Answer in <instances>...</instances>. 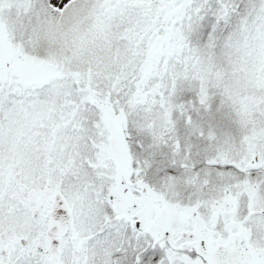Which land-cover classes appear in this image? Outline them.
I'll return each mask as SVG.
<instances>
[{
  "label": "snow or ice",
  "instance_id": "1",
  "mask_svg": "<svg viewBox=\"0 0 264 264\" xmlns=\"http://www.w3.org/2000/svg\"><path fill=\"white\" fill-rule=\"evenodd\" d=\"M0 264H264V0H0Z\"/></svg>",
  "mask_w": 264,
  "mask_h": 264
}]
</instances>
